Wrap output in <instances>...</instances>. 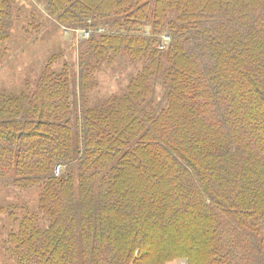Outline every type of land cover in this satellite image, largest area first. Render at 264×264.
Listing matches in <instances>:
<instances>
[{"label":"trees","instance_id":"1","mask_svg":"<svg viewBox=\"0 0 264 264\" xmlns=\"http://www.w3.org/2000/svg\"><path fill=\"white\" fill-rule=\"evenodd\" d=\"M39 2L90 37L0 90V178L39 193L7 212L16 263L264 264V0Z\"/></svg>","mask_w":264,"mask_h":264},{"label":"rangeland","instance_id":"2","mask_svg":"<svg viewBox=\"0 0 264 264\" xmlns=\"http://www.w3.org/2000/svg\"><path fill=\"white\" fill-rule=\"evenodd\" d=\"M16 5L20 10L14 11L10 38L0 45V90L15 94L23 91L27 82L37 81L54 55H60L53 64L55 70L65 62L76 64L79 45L85 39L76 30L60 27L39 0H17ZM98 79L93 98L114 93L122 84L121 77L110 70L99 74ZM38 198V189L20 188L10 175L0 178V206L4 207L0 213V264H17L7 246H10L8 235L18 223L7 212L17 211L21 221L28 212H38Z\"/></svg>","mask_w":264,"mask_h":264},{"label":"built area","instance_id":"3","mask_svg":"<svg viewBox=\"0 0 264 264\" xmlns=\"http://www.w3.org/2000/svg\"><path fill=\"white\" fill-rule=\"evenodd\" d=\"M79 35L80 37L85 38V39H88L90 37V33L85 32V31L79 32ZM59 173H60V169L57 168L56 175H59Z\"/></svg>","mask_w":264,"mask_h":264}]
</instances>
